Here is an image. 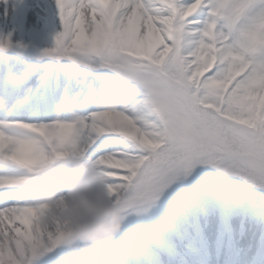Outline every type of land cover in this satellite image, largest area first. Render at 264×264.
Instances as JSON below:
<instances>
[{"label":"snow or ice","instance_id":"1","mask_svg":"<svg viewBox=\"0 0 264 264\" xmlns=\"http://www.w3.org/2000/svg\"><path fill=\"white\" fill-rule=\"evenodd\" d=\"M69 160L125 219L91 264H264V0H0V264H87Z\"/></svg>","mask_w":264,"mask_h":264},{"label":"clouds","instance_id":"2","mask_svg":"<svg viewBox=\"0 0 264 264\" xmlns=\"http://www.w3.org/2000/svg\"><path fill=\"white\" fill-rule=\"evenodd\" d=\"M66 185L61 196L55 189H44L37 196L46 202V219L71 230V240L78 242L79 254L91 264L105 255L112 241L122 231L125 219L107 192L106 179L89 165L74 166L71 160L53 169ZM107 264H117L110 258Z\"/></svg>","mask_w":264,"mask_h":264}]
</instances>
